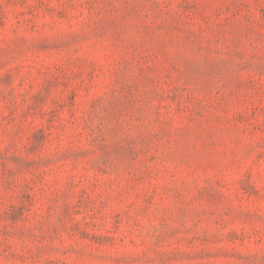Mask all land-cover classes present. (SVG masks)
Returning <instances> with one entry per match:
<instances>
[{
	"label": "rangeland",
	"instance_id": "374dc122",
	"mask_svg": "<svg viewBox=\"0 0 264 264\" xmlns=\"http://www.w3.org/2000/svg\"><path fill=\"white\" fill-rule=\"evenodd\" d=\"M0 264H264V0H0Z\"/></svg>",
	"mask_w": 264,
	"mask_h": 264
}]
</instances>
